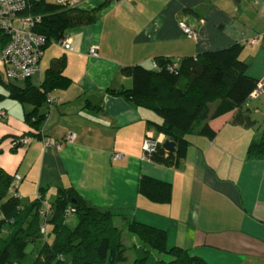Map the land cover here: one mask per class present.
Listing matches in <instances>:
<instances>
[{"label":"crops","instance_id":"crops-1","mask_svg":"<svg viewBox=\"0 0 264 264\" xmlns=\"http://www.w3.org/2000/svg\"><path fill=\"white\" fill-rule=\"evenodd\" d=\"M75 1L74 7L91 10L105 0ZM263 6L264 0H110L94 23L65 32L70 50L49 43L27 81L2 78L39 88L51 61L64 55V75L70 79L67 87L48 92L52 102L39 107L38 113L45 114L40 137L26 119L33 106L1 86L0 110L6 117L0 120V168L16 180L21 202L42 191L44 202L51 203L59 188L75 190L88 205L112 214L126 247L122 264L141 254L140 249L127 251L132 221L164 230L168 248H184L207 264H264V158L246 159L261 127L233 123L235 111L225 113L208 121L214 138L187 134L185 157L166 165L143 158L142 151L148 132L161 145L167 139L155 129L162 118L118 93L132 84L122 73L124 66H146L158 56H195L233 43L242 47L239 59L247 63V74L263 79ZM180 22L197 37L184 34ZM92 45L97 56L88 54ZM244 108L256 123L264 119V92L249 96ZM70 133L74 139L63 142ZM20 135L29 140L12 147ZM116 153L121 157L113 159ZM143 176L169 182L170 201L157 203L142 195Z\"/></svg>","mask_w":264,"mask_h":264},{"label":"trees","instance_id":"trees-1","mask_svg":"<svg viewBox=\"0 0 264 264\" xmlns=\"http://www.w3.org/2000/svg\"><path fill=\"white\" fill-rule=\"evenodd\" d=\"M109 1L105 0L95 9L84 10L54 0H31L27 12L41 16L36 31L45 36V47L64 37L71 27L94 23L98 10ZM241 48L239 43H233L222 49L185 56L178 59L174 70L168 68L173 58L161 56L152 59L158 63L157 69L151 64L122 67V73L131 78L132 84L118 93L134 105L157 113L162 122L155 125L156 131L175 143L174 152H166L160 144L152 155L154 160L166 165L179 164L188 146L186 135L198 133L214 138L216 132L208 121L225 113L235 111L233 123L256 124L244 104L257 80L247 74V63L239 59ZM65 67L64 55L53 59L39 88L30 84L18 87L0 76V85L10 97L33 106L26 119L35 127L33 134L39 137L45 114H39L38 109L48 92L70 84V79L64 75ZM19 137L28 136L20 135L16 139ZM263 158L264 127L259 139L252 141L246 150V159ZM12 179L0 168V264H122L126 261L122 232L114 225L109 211L88 205L71 188H59L54 200L48 203L52 212L47 219L49 230L45 239L39 232L42 222L39 209L45 200L43 192L38 193L39 199L36 197L24 204L20 197L9 193ZM138 185L140 193L149 200L170 201L169 182L143 176ZM68 207L74 209L77 217L74 227L66 223ZM6 228L9 232L3 236ZM127 229L137 237L141 250L131 264H207L184 248H168L162 229L136 221L130 222ZM38 238L42 240L40 245L36 243ZM164 255L169 259L162 257Z\"/></svg>","mask_w":264,"mask_h":264},{"label":"built area","instance_id":"built-area-1","mask_svg":"<svg viewBox=\"0 0 264 264\" xmlns=\"http://www.w3.org/2000/svg\"><path fill=\"white\" fill-rule=\"evenodd\" d=\"M31 0H0V58L5 66L6 80H25L30 78L39 68V61L43 54L46 38L43 34L36 31L37 23H39L41 16L27 12V7ZM64 6H74L77 2L75 0H54ZM264 9V6H263ZM179 26L182 32L188 36L197 37V34L184 22H180ZM60 45L64 50H70L71 38L64 36L58 40H53ZM97 45L90 46L88 54L97 56ZM178 59H174L168 64L170 70L177 67ZM153 68H158V63L155 60L151 61ZM264 92V78L257 80L256 85L249 96L255 97ZM47 102H52L50 96L47 97ZM6 117L4 110H0V120ZM74 139L72 133L67 134L63 140L71 141ZM27 137H19L12 139V147H17L27 143ZM46 143H51L47 140ZM62 144V143H61ZM61 144H58L61 146ZM161 141L148 132L142 143L143 158H152L156 152ZM121 157L120 153H116L113 159ZM10 193L14 197H20L17 192V182L13 181L10 185ZM38 199L40 195L36 196ZM39 209V214L42 217L39 232L47 239L48 235V216L51 214V206L42 202ZM74 209L68 207L66 215L73 213Z\"/></svg>","mask_w":264,"mask_h":264},{"label":"rangeland","instance_id":"rangeland-1","mask_svg":"<svg viewBox=\"0 0 264 264\" xmlns=\"http://www.w3.org/2000/svg\"><path fill=\"white\" fill-rule=\"evenodd\" d=\"M1 44V43H0ZM150 64H151V61H149V62H147L146 63V66H150ZM0 76L2 77V78H5V66H4V64H3V62H2V60H1V58H0ZM2 90V87H1V85H0V91ZM256 127H258V128H263L264 127V119H260V117H259V121L256 123ZM48 199V198H47ZM22 202H28V199L27 198H24V199H22ZM77 222V217H76V215H75V213H71V214H69L68 216H67V218H66V223L70 226V227H74V225H75V223ZM40 228V227H39ZM48 230H49V226H48ZM9 232V230L6 228V229H4V231H3V233H2V235L3 236H5L7 233ZM126 237L127 238H129V242H128V245H131V246H129V247H127L128 248V253H130L132 250H137V249H139L138 248V245H136V244H133V242H132V237L136 240V242H137V244H139V241L137 240V237H135L134 235H132L131 233H129V235H126ZM41 242H42V240L41 239H39L38 238V240L36 241V243H37V245H40L41 244ZM140 245V244H139ZM29 247H31V245H29ZM137 247V248H136ZM162 257H164L165 259H169V256H167V255H164V256H162Z\"/></svg>","mask_w":264,"mask_h":264},{"label":"water","instance_id":"water-1","mask_svg":"<svg viewBox=\"0 0 264 264\" xmlns=\"http://www.w3.org/2000/svg\"><path fill=\"white\" fill-rule=\"evenodd\" d=\"M162 148L167 152H174L175 151V143L173 141H170L169 139H166L162 143Z\"/></svg>","mask_w":264,"mask_h":264}]
</instances>
